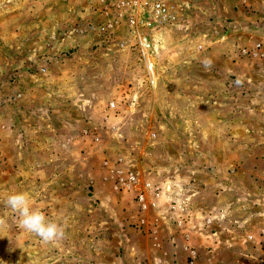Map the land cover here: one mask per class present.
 <instances>
[{"label":"rangeland","instance_id":"obj_1","mask_svg":"<svg viewBox=\"0 0 264 264\" xmlns=\"http://www.w3.org/2000/svg\"><path fill=\"white\" fill-rule=\"evenodd\" d=\"M123 1L0 0V264H264V0Z\"/></svg>","mask_w":264,"mask_h":264},{"label":"clouds","instance_id":"obj_2","mask_svg":"<svg viewBox=\"0 0 264 264\" xmlns=\"http://www.w3.org/2000/svg\"><path fill=\"white\" fill-rule=\"evenodd\" d=\"M5 205L12 212L18 214L19 226L23 230L34 233L43 242H57L65 237V224L51 222L42 211L32 208L31 196L28 193L17 192L9 194L5 200ZM5 224V218L0 217V228Z\"/></svg>","mask_w":264,"mask_h":264},{"label":"built area","instance_id":"obj_3","mask_svg":"<svg viewBox=\"0 0 264 264\" xmlns=\"http://www.w3.org/2000/svg\"><path fill=\"white\" fill-rule=\"evenodd\" d=\"M122 4L131 11L133 24L145 9L146 13H149L155 21L160 23H165L170 19L168 7L159 0H124Z\"/></svg>","mask_w":264,"mask_h":264}]
</instances>
